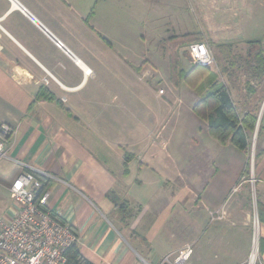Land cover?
<instances>
[{"label":"crops","instance_id":"obj_1","mask_svg":"<svg viewBox=\"0 0 264 264\" xmlns=\"http://www.w3.org/2000/svg\"><path fill=\"white\" fill-rule=\"evenodd\" d=\"M12 1L25 11H9V1L0 0V123L12 130L7 158L0 159V188L7 192L24 170L43 177L46 209L71 227L80 254L91 264H242L250 244L252 190L256 205H264V182L245 176L243 151L209 135L205 122L192 111L197 97L183 89L192 99L186 103L175 95L216 160L210 177L188 189L183 179L163 169L162 159L170 156L164 143L154 136L132 135L131 130L125 138L119 131H106L108 126H122L120 114H113L111 125L98 112L127 111L136 128L135 103L125 97L126 102L110 105L100 94L127 95L138 90L139 81L148 85L137 70L143 59L153 68L158 61L163 65L156 69L168 70V55L160 43L169 35L201 32L230 44L233 58L250 57L257 45L264 50V0H240L241 5L236 0ZM188 9L195 29L189 27ZM256 10L258 34L250 22ZM122 12L158 18L161 35L152 41L151 50H117L114 41L100 33L97 15ZM27 15L60 41L70 57ZM254 41L257 45L250 44ZM83 67L90 69L89 75ZM224 81L229 89V76ZM39 88L51 98H37ZM172 94L171 89L158 92L165 95L161 104L167 111ZM241 96L240 102L233 99L240 113L261 106L264 142V89L251 96L243 89ZM176 179L173 188L171 180ZM111 191L116 202L106 197ZM9 205L5 216L11 215ZM237 234L239 250L233 246ZM259 257L264 264V225Z\"/></svg>","mask_w":264,"mask_h":264},{"label":"rangeland","instance_id":"obj_2","mask_svg":"<svg viewBox=\"0 0 264 264\" xmlns=\"http://www.w3.org/2000/svg\"><path fill=\"white\" fill-rule=\"evenodd\" d=\"M236 1H238L237 5H241L240 0ZM255 7L257 9L256 3ZM251 16H253V19L250 21L251 28L255 29L253 33L258 34L257 10L253 14H251ZM226 17L229 18V15ZM97 18L98 22L100 23V27L102 28V31H100V33H104L112 41H114L115 49L117 50L119 49V47L120 49H122V51H124V49H130L132 51L138 50L140 52L145 51L146 49L151 50L153 44L152 41H154L159 37V35H161V26L158 25L159 22H157L158 18L151 14L130 15L122 12L120 14L115 15L100 14L97 15ZM187 18L191 21L189 27H193L192 29H195L196 23L193 19L190 9H188L187 11ZM232 18L238 19L237 15H232ZM203 38L206 44H208V40H211L208 38V36H205L204 34ZM160 45L161 47H163L165 53L168 55V70H161L160 68L156 69V66L161 67V65H163L158 61H154L152 63V65L154 66L153 68L150 63L146 62V60L143 59L142 62L138 63L137 70L138 74L140 75V78L144 80H149L148 85L145 84L144 86V84L139 81L138 90L136 92L127 91V95L124 94L125 92H122L119 96H114L113 93L100 94L102 99L110 105H118V103L120 102H126L124 100L125 97L129 99V102H132V104L135 103L132 115L136 114L135 119H137L138 121L136 128L134 127V116L130 117L129 112L127 111H100L98 113L102 114V118L109 122V124L111 125L114 124L113 114H120L119 119L122 122V126H108L105 128V130L119 131L121 138L130 137L129 130H131L132 135L134 132L142 137L154 136L157 138V140L160 141V143H164L170 156L168 160L162 159L163 169L169 171L170 177L178 178L179 176L181 180L183 179L186 183L187 189L193 188L194 186H196V184H198L200 178H204V180H206L210 177L211 171L214 169L212 163H214L216 160L215 152L213 148L207 147L204 143L201 142H204V140H206L205 136L200 132L199 127L194 123V120L191 119L188 111L185 110V104L183 103L181 105V102L178 101V97L181 96L183 97L184 102L190 103L192 100L191 96L192 98H198L196 91L189 87L182 80L178 81L177 86H173L170 80L171 72L169 68L170 47L168 46V44L164 43V41H162ZM189 45L187 44L185 46H180L175 50L180 61V68L184 72H186L187 68H189L190 66L196 65V63L192 60L189 54ZM209 48L211 52H213V49L210 46ZM157 50L160 52L159 48H157ZM245 56L246 55L243 54L235 58V66L229 71V92H232L233 99L237 102H240L239 99H242V90L244 89L245 91V88L248 84L254 91L258 88L262 91L264 89V84H262L263 78L261 80H256L252 77L253 74H251V70H248V67L245 64ZM207 68L212 74H216L217 80L225 82V76L221 73L217 63L215 67L213 66ZM106 69H108V67H106ZM124 70L125 67L123 66V71ZM110 74L112 73L110 72ZM122 87H124L123 81ZM159 89L165 91L171 89V91L174 92V94L171 95L172 99H170V106L168 111L166 107H164V109L162 107L161 102H163V99H165V95H158L157 90ZM183 89L184 91L189 92L191 96H189V94L186 95V93H182ZM176 94L178 95V97H175ZM258 109L255 113V126L253 130L249 133V148L246 153L243 152L245 156L243 168L247 170L245 176L250 175L251 177H253L255 151L264 146V142H261V106ZM124 123H128L131 126L125 125ZM104 135L107 137L109 133L106 132V134ZM226 144H229V142H227ZM137 147L139 149L140 146ZM139 177L142 178L141 175ZM176 182L177 179L176 181L171 180V185L173 186V188L174 185L175 188L177 187ZM251 200L253 202V211L257 214L256 196L254 194V190H252ZM9 202L10 200L8 197V193L4 189L0 188V214H4L3 210L9 204ZM241 242V238L238 236V234L235 235L233 239L234 248L237 250L241 249ZM250 249L251 244H249L248 254L250 252ZM259 249L260 239L258 242V250ZM246 260L244 262H246Z\"/></svg>","mask_w":264,"mask_h":264},{"label":"built area","instance_id":"obj_3","mask_svg":"<svg viewBox=\"0 0 264 264\" xmlns=\"http://www.w3.org/2000/svg\"><path fill=\"white\" fill-rule=\"evenodd\" d=\"M8 1L9 11L17 9L23 12L19 5L12 0ZM27 17L39 26L32 16L27 15ZM41 30L58 49L70 57L60 41ZM188 50L196 64L205 67L216 66L212 52L205 42L190 44ZM83 72L89 75L90 69ZM158 92L163 93V90L159 89ZM11 133L12 130L7 124L0 123V159L7 158V139ZM41 185V181L32 170H24L7 187L10 199L7 208L11 211V215L0 214V264H64L65 251L69 246L77 243L78 237L71 227L61 222L57 215L53 217L51 212L45 209L47 192L44 190L36 198V191ZM260 236L261 226L256 212H253L251 249L246 262L242 264H261L258 250Z\"/></svg>","mask_w":264,"mask_h":264},{"label":"trees","instance_id":"obj_4","mask_svg":"<svg viewBox=\"0 0 264 264\" xmlns=\"http://www.w3.org/2000/svg\"><path fill=\"white\" fill-rule=\"evenodd\" d=\"M203 39L201 32H191L181 35H169L163 40L170 47V80L173 86H177L178 81L182 80L196 91L198 98L192 105V111L205 122L208 133L213 139L221 145L229 142L246 153L249 148V133L253 130L256 123V112L240 113L225 82L217 80L216 74H212L207 67L196 64L188 72H184L180 68V61L175 50L187 44L204 42ZM207 43L213 49L212 55L221 73L229 76L227 73L235 66L231 45L213 40H208ZM250 44L257 45V41ZM245 64L248 70H251L253 78L256 80L264 78L263 48L257 45L252 55L245 58ZM245 91L246 96H251L255 92L249 84ZM36 97L51 98L42 88H39ZM243 173L246 174L247 170L244 169ZM35 176L42 183L41 187L36 191L37 198L45 190L46 180L38 174H35ZM253 177L257 181L264 182V146L255 151ZM106 197L113 202L117 201L112 191L108 192ZM120 205L125 206L124 203H120ZM51 215L56 217V214L52 212ZM257 216L261 226L264 225V205L260 203H257ZM61 222L63 221L61 220ZM64 257V264H91L80 254L76 243L68 247Z\"/></svg>","mask_w":264,"mask_h":264},{"label":"water","instance_id":"obj_5","mask_svg":"<svg viewBox=\"0 0 264 264\" xmlns=\"http://www.w3.org/2000/svg\"><path fill=\"white\" fill-rule=\"evenodd\" d=\"M23 9V8H22ZM23 11H25L24 9H23ZM35 22L41 27V29H43L45 32H47L49 35H50V33L43 27V26H41L36 20H35ZM52 37V36H51ZM67 50V49H66ZM68 51V50H67ZM68 53H69V51H68ZM70 54V53H69Z\"/></svg>","mask_w":264,"mask_h":264},{"label":"bare ground","instance_id":"obj_6","mask_svg":"<svg viewBox=\"0 0 264 264\" xmlns=\"http://www.w3.org/2000/svg\"><path fill=\"white\" fill-rule=\"evenodd\" d=\"M88 68H85V67H83V70H87ZM251 259L253 260V256L251 257Z\"/></svg>","mask_w":264,"mask_h":264}]
</instances>
